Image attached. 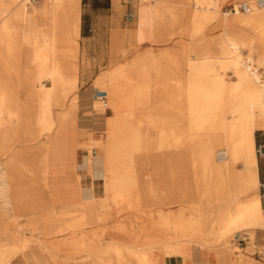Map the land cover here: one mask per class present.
I'll list each match as a JSON object with an SVG mask.
<instances>
[{
  "label": "bare ground",
  "instance_id": "1",
  "mask_svg": "<svg viewBox=\"0 0 264 264\" xmlns=\"http://www.w3.org/2000/svg\"><path fill=\"white\" fill-rule=\"evenodd\" d=\"M225 1L147 2L153 9L140 12L141 26L148 21L151 40L175 45L157 53L151 46L111 50L107 69L93 83L103 95L94 98L91 114L104 129L96 139L82 131L79 141L88 172L101 173L105 195L97 198L92 188L84 213L61 217L46 190L45 131L54 109L79 112L80 0H52L46 18L31 0H0V240L26 216L34 234L65 225L99 230L124 216L134 224L140 213L144 225L132 247L112 250L116 264H166L172 257L184 264L178 246L164 254L150 228L173 230L177 239L202 247L224 243L244 227L264 229L254 155V134L264 131V6L240 0L244 10L221 16ZM188 3L195 6L190 19L200 32L216 21L222 33L196 44L183 40ZM134 52L139 54L128 60ZM223 70L234 80L227 81ZM214 202L223 208L209 210ZM91 215L98 217L92 228ZM63 243L34 237L20 256H1L0 264H45L57 248L66 251L67 264H92V248Z\"/></svg>",
  "mask_w": 264,
  "mask_h": 264
},
{
  "label": "crops",
  "instance_id": "2",
  "mask_svg": "<svg viewBox=\"0 0 264 264\" xmlns=\"http://www.w3.org/2000/svg\"><path fill=\"white\" fill-rule=\"evenodd\" d=\"M44 18L50 15L52 0H39ZM148 3L142 0H80V20L78 23L77 53L99 54L93 51L103 41L111 44L112 39L130 36L146 38L137 43L144 50L153 47L152 30L141 26L140 12H151ZM46 19L44 22L46 24ZM47 25V24H46ZM151 31V32H150ZM117 35V36H116ZM142 46V47H141ZM93 89V87H92ZM80 90V88H79ZM94 90V89H93ZM95 93V90L93 91ZM91 93L89 89L79 91L78 110L60 109L54 119V129L47 140L46 190L53 212L56 216H75L85 212L86 196L92 190L83 186V177L97 180L99 170L88 172L85 155L80 148V135L84 128L91 134L101 133L103 120L93 117ZM92 130V131H90ZM258 176L264 177V157L257 161ZM259 176V179H260ZM91 224H97L95 215L88 216ZM264 232V229L257 228ZM178 256L184 264H253L247 254L236 258L234 249L208 246L202 247L192 242H182L177 247ZM166 264H178L175 257Z\"/></svg>",
  "mask_w": 264,
  "mask_h": 264
},
{
  "label": "rangeland",
  "instance_id": "3",
  "mask_svg": "<svg viewBox=\"0 0 264 264\" xmlns=\"http://www.w3.org/2000/svg\"><path fill=\"white\" fill-rule=\"evenodd\" d=\"M142 1L147 3L152 0H142ZM38 3H39V0H36V2H34L33 4L38 5ZM239 3H240V0L238 1L227 0L221 3L219 7L220 13L228 11L232 5L235 6V9L237 12L240 11L239 9H237V5ZM29 6H31V8L33 7L32 4ZM177 7H178L177 9L185 8L186 13L188 14V17H186L185 19L184 25L181 26V29H185V32H187V35L182 36L183 40L186 39L187 41H191L192 44H196V42L202 37H205L207 39H212V38L218 37L222 33L221 28L216 27V24H217L216 21L208 24L206 26L207 28L205 27V29H203V31L200 32L198 30L199 29L198 22H195L194 20L191 21L190 19L191 17L190 14L192 13V11L195 10V6L193 4L188 3V5H186L183 8L180 6H177ZM150 8L151 10L153 9L152 7ZM220 15L222 16L223 14L221 13ZM146 26L147 27L150 26L148 21H147ZM142 27H145V26H142ZM150 29L152 30V33H154L153 29L152 28ZM179 30L180 29L178 28V30L176 31H179ZM260 31H262V26L258 27L257 30L254 31L253 33H252V30L250 32L256 37L257 34L260 33ZM153 36L155 38V35ZM153 36H150L149 39H152ZM177 36L178 35L175 36L177 39L180 38ZM114 39H112L111 44L108 45V41H103L102 45L96 46V48L93 51H90V52L99 53V54H94V56L84 55L85 54L84 51L80 49V46H79V52L81 54L80 56L78 54L79 74H78V78L76 82L77 93H79L80 90L85 91V89H89L91 93V96H90L91 100L93 97L95 98L96 95H103V93L95 92L96 93L95 94L93 92L95 90L93 87V83H94L95 78L98 77L99 75H103L105 72L104 70L107 69L108 64L110 63L109 60H111V57H112L111 50L117 47L120 49L128 48L129 50L131 49L132 51L134 49L135 50L138 49L142 51L141 49L137 48V43L139 41H143L146 38L135 37L133 36V34L130 33V36L124 35V37L122 38H117L115 45L113 44ZM153 45L154 46L151 48L153 49V51H155V53H157L159 52L158 50L159 48L161 49V47L165 48L166 46L168 47L174 46L175 41L169 40L165 42L164 44L163 43L159 44V42L154 41ZM135 54L137 55L139 53L134 52L133 54H130V56L128 57V60H130V58H132L133 55ZM118 61H124V58H121ZM260 72L262 74L264 73V67L260 69ZM223 73L227 81L234 80V77L230 72L223 70ZM92 87L94 90L92 89ZM65 108L70 109L67 106L61 109H65ZM59 110L54 109L51 113L52 120L50 123L52 125L50 123H47V126H46L47 129L45 131V138L47 140L52 134V131L54 129V119ZM82 131H87V130L82 129ZM100 134L101 133H96V134H91V135L94 139H96L100 137ZM254 139H255V150H256L260 144H264V131L263 130L256 131L254 134ZM91 147H93V145H91ZM254 155L257 158V161L259 162L261 157H258L256 152H254ZM263 180H264V177L260 176L255 193L259 195V198L261 201V208L264 210V201L261 200V197L259 194V183H261V181ZM82 181H83L82 184L84 187H90L91 185L90 183H92L93 181V184L91 187L94 190L95 196L97 198H101V197L104 198L105 194L104 192H102L103 191L102 180L101 181L99 179L92 180V179L83 177ZM223 206L224 205L222 202H214L212 203L209 210H215V211L221 210ZM191 211L189 209V211H187L186 214L189 215ZM136 218H139L137 219V221H135L136 223L133 224V221H132L129 224L128 221L126 220L128 218L124 216V218L120 219L121 220L120 223H115V224H112L110 227L100 228L99 230H92L85 226H80L77 228H70L68 225L67 226L65 225V226H62V231H59V232L48 230L47 232H44V233L37 232L33 234L30 231L31 230L30 226H28L27 224L31 221V218L30 216H26L24 218H21V220H19V222H17L16 224L10 225L8 231L5 232V234L8 235L7 236L8 238L3 241L0 240V258L1 256H5V257L13 256L14 253H15V256H20V252H18V250H22L23 247L26 246V244H29L30 246L31 245L30 243L34 240V237H35L36 239H39L41 241H44L46 239H53L54 243L64 242L65 244H68V246H72V247L75 245L80 246V247L83 246L84 248L89 247V248H92V253H94L91 256L92 264H116L117 263L116 260H118V258L112 250L117 248V246H121V247L131 246V243L134 242L133 239H134L135 233H138L141 225H144L143 215H140V213L139 214L137 213ZM94 226L96 225L91 224L89 222V227L92 228ZM255 229L257 228L244 227L239 230V234L232 233L229 237H227L226 242L209 243L208 245H213L216 247H224L225 249H229V250L234 249L236 252V258L241 256L242 254L244 255L247 254L251 258L253 264H264V232L260 230H255ZM21 230L23 231L22 234L20 233L16 234V232H20ZM149 233L157 236V239L159 241L158 246L160 249L164 251V254L176 253L175 251L176 247L182 242H186V243L192 242L194 244L203 246L202 244L192 239L187 240V241H182L181 239H177L176 237L177 235L173 233V230L172 231L170 230L168 231V233H165L162 231L161 228L154 227V228H150ZM236 235L238 237H236ZM55 238H58L59 240ZM63 238L64 239L66 238L65 240L67 242L63 240ZM145 239L150 240V237L148 236V238H145ZM52 250H53L51 252L52 255L51 257H49L48 262L45 264H67L68 263L67 258L69 256H67L66 251L64 249L62 251H60L58 248L57 250H54V249ZM82 258H85V257H82ZM169 259L171 258H168L167 260ZM13 260H15V258L11 260L12 263H13ZM9 264H11V262H9ZM37 264H42V263L37 262Z\"/></svg>",
  "mask_w": 264,
  "mask_h": 264
},
{
  "label": "built area",
  "instance_id": "4",
  "mask_svg": "<svg viewBox=\"0 0 264 264\" xmlns=\"http://www.w3.org/2000/svg\"><path fill=\"white\" fill-rule=\"evenodd\" d=\"M31 1H32L33 3L36 2V0H31ZM257 4L260 5V6H264V1H263V0H257ZM246 6H247L246 4H241V3H239V4L237 5V8H238L239 10H244ZM228 11H230V12H235V11H236L235 6L232 5V6L229 8ZM257 156H258V157H261V158L264 157V144H260V145L258 146V148H257ZM259 194L261 195V200L264 201V180L261 181V183H260V185H259Z\"/></svg>",
  "mask_w": 264,
  "mask_h": 264
}]
</instances>
